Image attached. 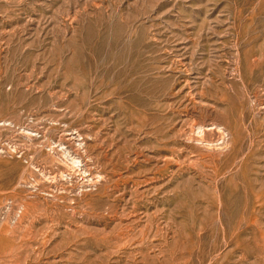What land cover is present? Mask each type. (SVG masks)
I'll return each instance as SVG.
<instances>
[{
    "label": "rangeland",
    "instance_id": "obj_1",
    "mask_svg": "<svg viewBox=\"0 0 264 264\" xmlns=\"http://www.w3.org/2000/svg\"><path fill=\"white\" fill-rule=\"evenodd\" d=\"M0 264H264V0H0Z\"/></svg>",
    "mask_w": 264,
    "mask_h": 264
}]
</instances>
